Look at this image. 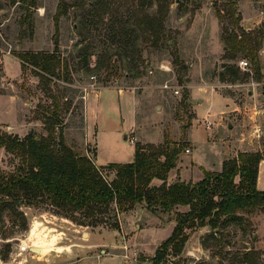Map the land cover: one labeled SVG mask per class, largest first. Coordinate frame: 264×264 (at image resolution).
<instances>
[{"label": "rangeland", "instance_id": "obj_1", "mask_svg": "<svg viewBox=\"0 0 264 264\" xmlns=\"http://www.w3.org/2000/svg\"><path fill=\"white\" fill-rule=\"evenodd\" d=\"M64 1L70 8L67 17L62 18L59 23V51L62 67L67 66L70 73V81L65 84L53 80L46 85L34 76L31 68L20 70L19 62L5 55L51 52L53 16L60 0H36L37 7L27 11L20 9L17 4L10 6L6 0H0L2 133L19 139L24 138L29 131H34L40 136L46 135L44 125L39 120L41 108H48L52 104L48 97L49 91L56 97L63 91L66 98L61 99L60 104L70 103L68 112L62 115L65 139L68 144L85 150L93 159L91 149L82 142L83 97L86 94L84 90L120 88L131 91L136 98V127L134 131L129 132V139H124L123 134L114 136V139L107 134L97 135V155L95 160L93 159L97 165L104 167L110 163H131L134 148L129 141L134 145H161L167 139L176 144H185V149L179 155L176 167L170 171L169 178L177 176L182 180L194 181L201 176L200 169L221 171L223 162L231 159L240 150L264 152V113L252 115L248 112L233 111L235 107L243 108L253 104L246 96V90L250 89V86L244 85L249 83L252 77L249 60L241 59L247 61V69L242 70L237 66L242 72L249 74V79L243 86L238 83H220L217 79L223 56V51L219 48L222 26L230 31L234 30L228 16V0H170L172 3L165 22L161 47L153 49L145 46L140 59L141 62H146L147 68L143 70V76L136 80L131 78V73L125 76L126 71L117 67L119 62L115 56L112 57L115 67H110L107 71L102 70L95 76L84 73L81 68L82 60L78 57V33L81 31L79 21L83 9L73 5L75 2L80 5L93 3V9L97 11L91 14L94 17L91 20L96 24L94 28L88 27L82 44L83 47L92 45L88 53L89 65L93 67L105 47H114L107 32L111 15L116 14L118 19H124L128 12L136 9L138 1ZM235 3L236 11L241 17L240 26L243 21L245 25H253L250 33L256 30L255 27H264V0H235ZM83 8L86 9L87 6ZM153 10L152 6L149 12L152 13ZM216 10L222 11L221 21L214 16ZM23 17L27 20L26 23H22ZM161 65L170 67L171 72H162ZM143 66L144 64L140 70ZM164 83H168L172 89L176 88L179 94L174 95L172 90H163L161 86ZM195 84L213 87L218 97L227 99L229 104L215 105L213 102L211 108L214 116L202 120L199 113L205 114L209 108V104L204 103L198 106L197 119L191 107L183 108L180 105L183 91L190 93L191 86ZM197 96L199 97V94ZM186 98L192 100L190 94ZM239 139H243L245 148H237ZM249 139L252 142L249 143ZM186 149L189 153L185 152ZM17 164V159L0 148L1 170L12 171ZM192 164L199 167V170L192 169ZM259 185L264 188V179L260 180ZM18 211L23 213L26 219V230L22 231L19 220L14 219L9 212L5 211L1 216L0 264H73L75 258H57L54 261L51 257L56 253L60 255L59 253L62 254L65 250L70 251V247L75 243L86 242L89 238L87 234L95 235L94 242L104 245V254L108 255L106 258L109 264H138L123 259L125 251L118 248L123 242L127 243V246H124L127 247L129 257L138 260L139 264H151L150 259L156 249L170 235L168 226L171 224V214H151L143 205H137L123 214H116L114 211L111 218L105 220V225L95 229L77 226L69 219L55 215L45 206H21ZM51 216L63 218L69 223L59 221V225H56L57 222ZM71 223L78 227L75 237L70 235V230L65 226L66 224L70 227ZM241 223V226L231 225L222 230L219 243L209 240L210 230L207 227L191 231L183 252L179 256L170 253L162 264H264V213L256 212L246 216ZM34 225L37 229L32 228ZM31 228L32 235L29 234ZM41 238H47L51 244L44 246ZM22 241L32 249L50 246L51 250L46 254H38L32 250L19 254L17 246ZM245 253H249L248 257L253 258L254 263L241 262Z\"/></svg>", "mask_w": 264, "mask_h": 264}, {"label": "trees", "instance_id": "obj_2", "mask_svg": "<svg viewBox=\"0 0 264 264\" xmlns=\"http://www.w3.org/2000/svg\"><path fill=\"white\" fill-rule=\"evenodd\" d=\"M6 1L10 6L17 4L23 11L37 7L36 0ZM137 1L136 9L128 12L124 19H118L116 14L111 15L107 32L114 47H105L93 67L89 65L88 53L92 45L83 47L82 44L88 27L94 28L96 24L91 20L94 18L91 14L97 11L93 9V3H74L73 6L83 9L79 21L78 57L82 60L81 68L86 75L95 76L102 70L115 67L112 61L115 56L119 62L117 67L126 71L125 76L131 73L134 80L143 76L147 65L141 62L140 57L145 46L153 49L161 47L172 2ZM227 4L234 30L222 26L219 41L223 56L217 79L220 83H246L249 74L242 72L237 62L247 58L252 71L251 80L260 81L259 51L264 39V27L252 33L246 32L239 25L241 17L236 11L235 0H228ZM84 6L87 8L84 9ZM152 6L154 10L150 13ZM69 8L70 5L64 0H60L56 7L51 52L14 54L21 70L31 68L34 76L46 85L53 80L65 84L70 81V73L67 66L62 67L59 51V23L67 17ZM214 16L220 21L223 19L220 10H216ZM21 21L27 22L25 17ZM65 95L63 91L59 92L58 97L48 92L52 104L48 108H41L39 119L46 135L29 131L19 139L0 131V148L18 160L12 171L0 169V220L7 211L19 220L23 231L27 229V223L18 209L21 206H45L77 226L95 229L105 225L112 212L123 214L137 205H143L151 214H171V234L150 259L151 264H162L170 253L179 256L183 252L191 231L207 227L210 230L209 240L219 243L222 230L231 225L241 226L246 216L264 213V192L256 188L258 166L264 159V152H240L234 158L226 159L220 172L200 169L202 177L196 183L180 180L166 183L169 172L176 167L178 157L185 149L184 143L176 144L167 139L161 145L135 144L131 163L99 167L85 150L68 144L65 139L62 115L70 107V103L60 104ZM188 95L183 91L180 100L183 108L190 107L186 98ZM153 180H159L162 184L153 186ZM181 207H188V210L178 211ZM248 255L243 254L241 262L254 263V259Z\"/></svg>", "mask_w": 264, "mask_h": 264}, {"label": "crops", "instance_id": "obj_3", "mask_svg": "<svg viewBox=\"0 0 264 264\" xmlns=\"http://www.w3.org/2000/svg\"><path fill=\"white\" fill-rule=\"evenodd\" d=\"M252 26L253 25H249V24L245 25L244 21L241 24V27L246 32L251 31L252 28H254ZM255 28L257 29L259 27H255ZM219 46H220L219 47L220 50L223 51L222 45L220 43H219ZM5 56L12 57L15 60H17L12 55L6 54ZM259 61H260V65H261V75H262L261 80L260 81L250 80L249 83L244 84L245 86H250V89L246 90V96L248 97L249 100L253 101L252 102L253 104L250 106H247V107H243V108L235 107V109H233V111L248 112L252 115H258V114L264 113V39L262 42L261 50L259 51ZM20 70H21V66H20ZM2 72L4 73L3 67H2ZM239 85H241V84H239ZM242 86H243V84H242ZM188 94L191 95L192 101H194V105H189V106L192 108L193 112L196 114L197 119H198V116H197L198 115V106H201L204 103L209 104V108L206 110L205 114H202L201 112L199 113L202 120L203 119L208 120V118H212V116H214L213 115L214 111L211 108V105L213 102L215 105H218L220 103L225 104V105L229 104L226 101L227 99L225 100L224 98L218 97V95L216 94V90L211 86H200V85L197 86L196 84L192 85L190 88V93L188 92ZM197 94H199V97L197 96ZM195 96H197V97H195ZM198 101H200V102H198ZM135 108H136V98L134 97L133 93H131V91H125V90L120 89V88L119 89H114V88L96 89V88H92V89L86 91V94L84 97V106H83V132H84V137L82 138V142H83L84 146H88L91 149L94 160H95V157L97 155V152H96L97 151V147H96L97 135L107 134L108 136H111L114 139V136L123 134L124 139H129L128 138L129 132H132V130L134 131V129L136 127ZM242 140L243 139H239L238 140L239 143H236V146L238 149L245 148V146H246L243 144ZM250 140L251 139H249V141H248L249 143L252 142ZM129 142L131 143V145H133V148H134V144L131 141H129ZM240 152H249V151L248 150H245V151L240 150L234 156H232V158H234ZM133 158H134V153H133ZM94 164L96 166L101 167L100 165H97L95 163V161H94ZM110 164H112V163H110ZM119 164H123V163H119ZM192 165H191L192 169L194 168L196 171L199 170V167H197L194 164H192ZM201 177H202V175L198 176L194 181H192V180L186 181V180L180 179V177H177V176H175L174 178H169V174H168L166 183L171 184L177 180H180L183 182L196 183L201 179ZM261 179H264V159L261 160L259 163L258 175H257V181H256L257 190L264 192V190H262L264 188H262L259 185ZM151 184L153 186H159L160 184H162V182L159 180H153ZM187 210H188V207H181L178 209V211H180V212H186ZM51 217L53 220H55L57 222L56 225H59V223H58L59 221L60 222H68L63 218H58L55 216H51ZM170 223L171 224H169L168 230L170 231V234H171V231L173 228V222H170ZM65 226H67V229L70 230L69 233L72 237H75L77 235V232H78L77 226H74L72 223H71L70 227L66 224H65ZM44 235H47V234L44 233ZM87 236L89 238L86 242L79 243V244L75 243V244H73L74 246H71V247L69 246L70 251L65 250L62 254L59 253L60 255H58V253H56V255H53L51 257V259L56 261L57 258L63 259V260L64 259L72 260V258H75L73 264H109V261L106 258V257H108V255L104 254V252H105L103 250L104 245L99 244L97 242H94V236L95 235H93V234L88 235L87 234ZM44 237H46V236H44ZM31 238H33V237L31 236ZM41 242H42V244H44V246L51 244L50 240H48L47 238H41ZM128 244H129V242H128ZM124 245L127 246V243L126 242H123V244L120 243V245H119L120 247H118V248L122 249V247ZM129 246H131V245L129 244ZM62 247L64 248V246H62ZM66 247H68V246H66ZM38 248H44V252L41 253V251H39L40 254H46L47 252H49L51 250L50 246H49V248L42 247V246H40ZM31 249H32V247H30V250ZM58 249L60 250V248H58ZM131 250L132 249H130V251ZM98 252H99V254H98ZM130 261L136 262L139 264V262H137L138 260H136V259H133ZM144 264H147V263H144Z\"/></svg>", "mask_w": 264, "mask_h": 264}, {"label": "built area", "instance_id": "obj_4", "mask_svg": "<svg viewBox=\"0 0 264 264\" xmlns=\"http://www.w3.org/2000/svg\"><path fill=\"white\" fill-rule=\"evenodd\" d=\"M7 55H10V54L8 53ZM237 66H238L240 69L245 70V69H247L248 63H247L246 60H239L238 63H237ZM160 70H162V72H165V73H169V72H171L170 67L165 66V65H161V66H160ZM91 79H93V77H92ZM161 88H162L163 90H166V91H170V90H172V92H173L174 95H178V94H179L178 90H177L176 88H175V89H172V87H171L170 85H168V83H164V84L161 86ZM84 91L86 92L87 90L85 89ZM83 99H84V97H83ZM185 152H186V153H189V150L186 149ZM86 154L88 155V153H86ZM17 249H18V253H19V254L30 252V246H29L27 243H25L24 241H22V242L17 246ZM122 249L125 251L124 254L122 255L123 259H125V260H127V261H128V260H133V259H134V258L128 256V250H127V247L123 246Z\"/></svg>", "mask_w": 264, "mask_h": 264}, {"label": "bare ground", "instance_id": "obj_5", "mask_svg": "<svg viewBox=\"0 0 264 264\" xmlns=\"http://www.w3.org/2000/svg\"><path fill=\"white\" fill-rule=\"evenodd\" d=\"M37 224H38V223H37ZM37 226H38V225H37ZM32 228L37 229L35 225H34ZM32 228H31V230L29 231V234H30V235H32V232H33V229H32ZM60 235H61V233L58 234V236H60ZM55 238H56V237H55ZM28 239H31V238L28 237ZM36 248L39 249V250L41 251V253L44 252V248L34 247L33 250H35V252H37L38 254H39V251H38Z\"/></svg>", "mask_w": 264, "mask_h": 264}, {"label": "water", "instance_id": "obj_6", "mask_svg": "<svg viewBox=\"0 0 264 264\" xmlns=\"http://www.w3.org/2000/svg\"><path fill=\"white\" fill-rule=\"evenodd\" d=\"M198 102H200V101H198ZM188 104H189V105H194V101L189 100V101H188ZM31 250L35 252V250H33V249H31Z\"/></svg>", "mask_w": 264, "mask_h": 264}]
</instances>
